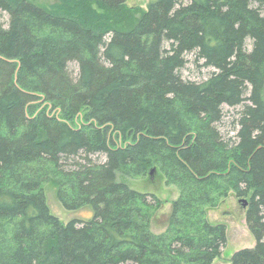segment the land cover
Instances as JSON below:
<instances>
[{"label":"trees","instance_id":"16d2710c","mask_svg":"<svg viewBox=\"0 0 264 264\" xmlns=\"http://www.w3.org/2000/svg\"><path fill=\"white\" fill-rule=\"evenodd\" d=\"M125 2L0 0V264H211L230 192L255 242L229 262L264 264V0ZM151 169L179 192L159 233L160 200L121 179ZM46 182L92 217L53 215Z\"/></svg>","mask_w":264,"mask_h":264},{"label":"rangeland","instance_id":"374dc122","mask_svg":"<svg viewBox=\"0 0 264 264\" xmlns=\"http://www.w3.org/2000/svg\"><path fill=\"white\" fill-rule=\"evenodd\" d=\"M37 2L41 5L49 6L56 2V0H37ZM148 3L149 0H126L125 2L126 6L134 8L133 16L135 19L139 17L142 10L147 8ZM0 19L2 22H6L8 20L7 14L2 12ZM187 59L188 61L182 69V76L186 79L200 81L208 77L213 71V68L203 66V61L200 59L196 60L192 53L188 54ZM238 109L240 107L225 106V115L222 120L223 126H220L222 135L233 137L234 131L231 121L236 118V111ZM119 178L121 177L119 176ZM121 179L134 189L153 193L160 200V207L153 214L150 226L151 230L155 233L164 231L172 201L179 194L178 189L172 184H167L162 174L154 169H151L145 177L122 176ZM43 190L50 212L61 221L66 223L74 218L88 220L92 217L90 207L77 210L64 208L57 198L56 186L52 182L44 183ZM247 200L245 196H235L233 192H230L216 206L207 207L206 216L211 222H222L226 225V243L221 248L220 255L211 264H230V257L235 251L254 245V238L245 222Z\"/></svg>","mask_w":264,"mask_h":264},{"label":"water","instance_id":"95a60500","mask_svg":"<svg viewBox=\"0 0 264 264\" xmlns=\"http://www.w3.org/2000/svg\"><path fill=\"white\" fill-rule=\"evenodd\" d=\"M244 203H245V201H244Z\"/></svg>","mask_w":264,"mask_h":264}]
</instances>
